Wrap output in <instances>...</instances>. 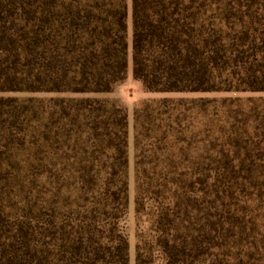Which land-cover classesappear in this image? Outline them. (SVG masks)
Wrapping results in <instances>:
<instances>
[{
    "label": "trees",
    "instance_id": "16d2710c",
    "mask_svg": "<svg viewBox=\"0 0 264 264\" xmlns=\"http://www.w3.org/2000/svg\"><path fill=\"white\" fill-rule=\"evenodd\" d=\"M130 51L146 92L264 93V0H0V94H109ZM257 121L259 157L212 171L224 199L210 233L169 225L161 202L158 264H264ZM127 128L123 107L95 98L0 96V264H130Z\"/></svg>",
    "mask_w": 264,
    "mask_h": 264
},
{
    "label": "rangeland",
    "instance_id": "374dc122",
    "mask_svg": "<svg viewBox=\"0 0 264 264\" xmlns=\"http://www.w3.org/2000/svg\"><path fill=\"white\" fill-rule=\"evenodd\" d=\"M128 41L130 44V12ZM1 95L20 99L91 97L109 105H119L127 111L129 207L125 227L130 264H136L138 246L144 264H158L160 253L154 243L150 221L157 218L158 207L165 209L162 201L170 205L164 214L169 225L177 218L183 229L200 227L210 233L220 218L217 198L220 195L224 199V193L217 191L222 189L214 186L212 171L216 162L233 157H259L256 151L259 149L250 137L249 129L254 126L255 119H258L256 123L264 125L263 107L254 109L255 105L259 106L264 93L146 92L133 78L131 51L126 78L109 94ZM72 147L75 150L81 148L74 144ZM89 150L92 152L90 146ZM68 155L76 156L71 152ZM88 157L101 156L90 154ZM138 191L144 203L139 213L136 210Z\"/></svg>",
    "mask_w": 264,
    "mask_h": 264
}]
</instances>
